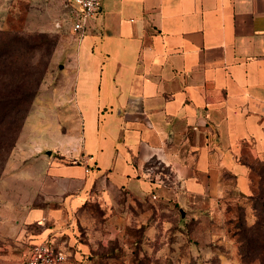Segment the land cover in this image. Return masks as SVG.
<instances>
[{"label": "crops", "instance_id": "crops-1", "mask_svg": "<svg viewBox=\"0 0 264 264\" xmlns=\"http://www.w3.org/2000/svg\"><path fill=\"white\" fill-rule=\"evenodd\" d=\"M61 52L74 70L73 142L23 131V165L0 182V236L23 256L45 239L78 250L80 228L121 227L148 203H215L229 184L252 193L251 165L264 164V0H101Z\"/></svg>", "mask_w": 264, "mask_h": 264}, {"label": "rangeland", "instance_id": "rangeland-1", "mask_svg": "<svg viewBox=\"0 0 264 264\" xmlns=\"http://www.w3.org/2000/svg\"><path fill=\"white\" fill-rule=\"evenodd\" d=\"M65 1L0 0V30L26 35L31 41L33 48L24 63L26 87L35 89L14 145L0 144V182L23 165V131L33 130L46 145L69 146L75 137L77 118L70 99L74 70L61 50L75 47L76 33L64 13ZM5 187L0 183V197L6 196L1 190ZM259 193L239 195L229 184L228 194L215 203L208 198L171 208L148 203L143 212L129 211L121 227L95 221L90 235L78 230L80 249H62L65 264H264V251L258 254L261 260L254 255L245 259L239 250V232L250 233L249 228L264 216V184ZM97 216L101 219L102 212ZM254 235L264 247V231ZM22 248L12 238L0 236V264H20Z\"/></svg>", "mask_w": 264, "mask_h": 264}, {"label": "trees", "instance_id": "trees-1", "mask_svg": "<svg viewBox=\"0 0 264 264\" xmlns=\"http://www.w3.org/2000/svg\"><path fill=\"white\" fill-rule=\"evenodd\" d=\"M31 46V41L26 35L0 30V144L2 147L14 145L28 112L29 100L35 93V89L29 90L26 87L28 72L25 71L24 61L29 50L33 48ZM251 169L255 180H252V193L247 196H259L261 185L264 184V164L258 162L251 165ZM256 230L264 231V216L259 217L249 228L250 233H247L246 229L239 232V250L245 259L250 255L258 256L259 252L264 251L259 238L254 235Z\"/></svg>", "mask_w": 264, "mask_h": 264}, {"label": "built area", "instance_id": "built-area-1", "mask_svg": "<svg viewBox=\"0 0 264 264\" xmlns=\"http://www.w3.org/2000/svg\"><path fill=\"white\" fill-rule=\"evenodd\" d=\"M100 8L101 0H66L64 2V13L68 17L71 29L81 36L91 29ZM65 262V253L45 239L31 244L20 264H65Z\"/></svg>", "mask_w": 264, "mask_h": 264}, {"label": "water", "instance_id": "water-1", "mask_svg": "<svg viewBox=\"0 0 264 264\" xmlns=\"http://www.w3.org/2000/svg\"><path fill=\"white\" fill-rule=\"evenodd\" d=\"M48 153H49V151H48Z\"/></svg>", "mask_w": 264, "mask_h": 264}]
</instances>
